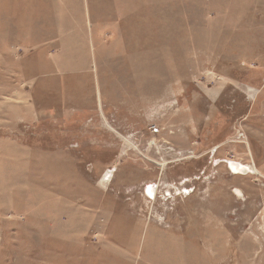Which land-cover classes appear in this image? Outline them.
I'll return each mask as SVG.
<instances>
[{"label":"rangeland","instance_id":"obj_1","mask_svg":"<svg viewBox=\"0 0 264 264\" xmlns=\"http://www.w3.org/2000/svg\"><path fill=\"white\" fill-rule=\"evenodd\" d=\"M0 264H264V0H0Z\"/></svg>","mask_w":264,"mask_h":264},{"label":"water","instance_id":"obj_2","mask_svg":"<svg viewBox=\"0 0 264 264\" xmlns=\"http://www.w3.org/2000/svg\"><path fill=\"white\" fill-rule=\"evenodd\" d=\"M232 166H234V167H236L237 169H239L238 164L233 163Z\"/></svg>","mask_w":264,"mask_h":264},{"label":"flooded vegetation","instance_id":"obj_3","mask_svg":"<svg viewBox=\"0 0 264 264\" xmlns=\"http://www.w3.org/2000/svg\"><path fill=\"white\" fill-rule=\"evenodd\" d=\"M236 171L238 170L236 167H235Z\"/></svg>","mask_w":264,"mask_h":264}]
</instances>
